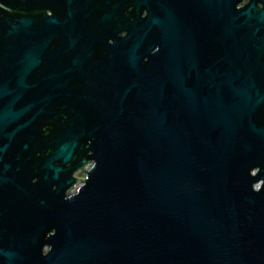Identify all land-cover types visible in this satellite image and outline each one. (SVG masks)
Returning <instances> with one entry per match:
<instances>
[{
	"label": "water",
	"instance_id": "95a60500",
	"mask_svg": "<svg viewBox=\"0 0 264 264\" xmlns=\"http://www.w3.org/2000/svg\"><path fill=\"white\" fill-rule=\"evenodd\" d=\"M0 264H264V0H0Z\"/></svg>",
	"mask_w": 264,
	"mask_h": 264
},
{
	"label": "rangeland",
	"instance_id": "374dc122",
	"mask_svg": "<svg viewBox=\"0 0 264 264\" xmlns=\"http://www.w3.org/2000/svg\"><path fill=\"white\" fill-rule=\"evenodd\" d=\"M76 174H77L78 178H80L82 176L80 173H76Z\"/></svg>",
	"mask_w": 264,
	"mask_h": 264
},
{
	"label": "flooded vegetation",
	"instance_id": "af4514ba",
	"mask_svg": "<svg viewBox=\"0 0 264 264\" xmlns=\"http://www.w3.org/2000/svg\"><path fill=\"white\" fill-rule=\"evenodd\" d=\"M237 6H238V7L241 6V3H237Z\"/></svg>",
	"mask_w": 264,
	"mask_h": 264
}]
</instances>
